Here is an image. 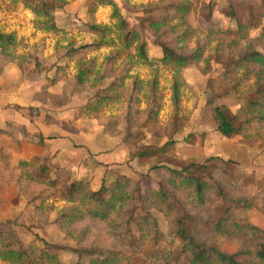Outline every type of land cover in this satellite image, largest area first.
<instances>
[{"label":"rangeland","instance_id":"374dc122","mask_svg":"<svg viewBox=\"0 0 264 264\" xmlns=\"http://www.w3.org/2000/svg\"><path fill=\"white\" fill-rule=\"evenodd\" d=\"M94 1L62 0V5L54 11L57 30L46 31L34 26L38 17L25 8L20 0H0V32L12 33L15 37L14 46L9 50L15 57L6 72L24 82L28 93L40 98L37 101L36 117L48 125L45 129L47 134L69 138L72 136L70 133L75 131L78 133L77 142L83 143L79 147L82 148V156L86 155L85 158L82 157L78 167H73V161L66 155L61 160L59 178H82L87 181L90 189L96 190L102 183L107 185L114 180V172L133 179L147 174L152 186L156 187L158 181H161L181 196L184 190L176 189V184L169 180L163 166L179 168L188 160L222 165V161L230 160L232 172L238 176H232L226 183L229 195H254L257 202L256 207L238 211L235 215L246 218L256 228H264V192L258 190L259 183L264 185V137H255V131L262 126L255 123L248 128L246 135L225 137L217 130L212 111L213 105L223 104L234 114L241 112L245 100L238 91L250 87L255 79L264 78V65L225 73L230 53H237L248 43L260 50L264 47V41L255 39L259 29L252 30L248 38L238 41L232 40L233 36L209 34L206 31L209 27L235 28L234 18L218 10L226 4V0H188L192 4L191 10L185 16L173 17L165 25L157 27V34H154L140 27L136 18L141 12L137 8L160 7L173 16L169 3L180 0H113L128 25L139 30L145 42L148 60L152 62L145 64L135 57L133 48L123 51L116 19L112 16V5L104 2L93 7L91 4ZM252 1L263 5L264 9V2ZM206 2H210L213 9L209 21L202 17L201 9ZM93 23L107 27L108 31L103 38L88 31V26ZM261 23L260 29L264 27V18ZM156 39L182 52H191L204 45L203 58L195 66L179 70L167 67L158 62L163 49ZM96 41L102 45L94 50L81 49L70 58L64 55L69 47L75 48ZM113 53H116V60L110 65L107 57ZM21 55L34 57L40 61L41 68L37 69L27 63L23 69H19L18 57ZM89 62L93 72L90 79L76 86L75 74ZM48 66H52V69L44 71L43 68ZM102 71L105 73L104 78H100ZM175 76L179 83L178 107H175L172 99ZM113 77L120 83L114 90L116 99L103 103L96 112L76 115L75 108L91 101L93 95L107 86ZM52 78L53 82L48 83V79ZM62 92L68 95L58 97ZM154 95L158 98L159 106L156 120L146 125L145 110ZM210 98H213V104L209 103ZM127 112L132 120L129 125ZM127 132L140 136L137 142H132L131 149L123 142ZM167 140L175 142L174 151L167 158L152 156L139 160L133 155L141 146L159 147ZM2 142L9 157V166L3 168V156H0V230L12 227L20 240L26 243L35 241L36 245H41V240H44L70 247L95 244L121 248L102 223L89 219L61 223L57 216L71 204L61 200L53 192L54 189L44 188L32 179L19 176L16 170L19 158L43 152L36 143L33 146L25 138L21 139L18 147L10 140ZM45 144L46 149L53 153L51 144ZM91 146L96 152L89 153ZM50 173L52 178L56 177L54 172ZM95 177L98 178L96 182L93 181ZM235 180L241 182H233ZM214 202L215 199L210 197L203 207L189 208L202 227L195 233L198 239L219 245L227 252L264 243V236L259 231H247L230 239L214 236L207 222L211 218ZM173 213L176 215L177 211ZM152 214L162 233L158 245L164 250L160 258L152 260V264H186L164 256L179 249L181 245L175 235L173 214H167L162 208L152 210ZM112 220L121 221L113 217ZM146 249L148 247L145 245L140 248L142 251ZM60 257L66 262H74L76 259L75 254L67 251H61ZM143 261L141 264L146 263Z\"/></svg>","mask_w":264,"mask_h":264},{"label":"trees","instance_id":"16d2710c","mask_svg":"<svg viewBox=\"0 0 264 264\" xmlns=\"http://www.w3.org/2000/svg\"><path fill=\"white\" fill-rule=\"evenodd\" d=\"M20 2L38 17L34 23L37 29L57 30L54 11L62 5V0H20ZM104 2L113 7L112 16L116 19V29L123 51L133 48L134 55L139 62L152 63L146 55L145 42L141 38L139 30L128 25L113 0H95L91 6L94 7L95 4ZM191 5L188 0L169 3L174 12L173 16L168 15L163 8L143 6L139 10L137 8L141 15H137L136 20L140 27L157 34V27L165 25L173 17L185 16L191 10ZM262 7L263 5L252 0H226V4L220 6L218 10L221 14L234 18L235 28L209 27L206 31L209 34L225 37L233 36L232 40L238 41L248 38L252 30L259 29L255 39L264 41V27L260 29L262 18H264ZM201 10L205 20L212 19L213 9L210 2L204 3ZM88 31L103 38L108 30L105 25L93 23L88 26ZM157 37L159 36L157 35ZM156 41L163 49V54L158 62L175 70L195 66L203 58L204 45L196 47L191 52H182L168 46L167 42L157 39ZM14 42L15 37L12 33L0 32V75L15 57L9 51L14 46ZM100 45H102L101 42L96 41L75 48L69 47L64 55L70 58L81 49L90 51ZM115 60L116 53L107 57L110 65H113ZM18 61L19 69H23L27 63L33 64L37 69L41 68L40 61L34 57L28 58V55H21L18 57ZM254 65H264V47L260 50L252 43H248L242 50L228 55L225 73ZM51 67L48 66L43 70L49 71L52 69ZM92 73L90 62L88 65L80 67L74 76L76 86L86 83ZM104 74L103 71L100 72V78H104ZM117 80L115 77L109 79L108 85L94 94L91 101L76 107V115L81 112L84 114L96 112L103 103L114 101L116 99L114 90L120 84ZM52 82L53 78L48 79V83ZM63 93L58 97L62 98V96L68 95L67 92L62 95ZM238 93L244 98L245 104L241 112L237 114H234L223 104L213 105V118L217 130L225 137L246 135L252 124L260 123L262 127L255 131V137H264V78L255 79L250 87L238 91ZM172 99L175 107H178L179 83L176 76L172 84ZM208 101L213 104V98ZM147 105L144 119L146 125L156 120L159 107L157 96L154 95ZM37 114V107H27V115L30 120L36 118ZM126 119L128 125L132 124L130 115ZM0 134L5 135L17 147L20 146L21 139L25 138L33 146L36 143L43 150L38 154L31 153L29 156L20 157L16 170L20 177L32 179L37 184L43 185L44 188L54 189L53 192L57 193L61 200L71 204L57 216V220L61 223H73L89 219L102 223L109 235L121 245V248L95 244L70 247L41 239L42 244L36 245L35 241L26 243L20 240L12 227H7L5 230H0V262L2 264H141V260L146 262L142 264H152V260L160 258L164 252L158 245L162 239V233L152 214V210L159 208L164 209L169 215L173 214V223L176 227L175 235L181 244L179 249L164 255L167 258L176 262L180 260L186 264H264V243L244 250L227 252L219 245L198 239L195 236L198 229L202 227L197 222L194 212L189 208L203 207L210 197H213L215 202L211 218L207 222L214 236L230 239L243 235L247 231H259L264 236V228H256L246 218L235 215L238 211L256 207L257 202L254 195L241 197L229 195L226 183L232 176H238L236 172H232L230 167L232 161L230 160L222 161V165L208 161L198 163L188 160L182 163L179 168L163 166L169 180L176 184V189L184 190L185 193L181 196L161 181H158L156 187L152 186L147 174L141 178L133 179L118 172H115L116 177L109 184L102 183L98 189L92 190L85 179H71L69 176L64 179L59 178V172L62 170L61 153L59 151L50 153L46 149L44 137L40 132H30L24 126L9 122L7 129L0 130ZM136 135L137 133L127 132L124 139L122 138L128 149L132 148V142H137L140 139V136L136 137ZM252 135L249 134V136ZM174 143L173 140H167L159 147L141 146L133 155L139 160L152 156L167 158V155L174 151ZM0 156H3L1 158L3 168H7L9 157L1 143ZM50 172H54L56 177L52 178ZM19 183L20 180L17 185ZM258 190L264 192V185L259 183ZM173 211H177V214L175 215ZM112 217L121 221H113ZM144 245L148 249L140 250ZM123 247L128 250H124ZM61 251L75 254V261H63L60 257Z\"/></svg>","mask_w":264,"mask_h":264},{"label":"crops","instance_id":"0c3cea01","mask_svg":"<svg viewBox=\"0 0 264 264\" xmlns=\"http://www.w3.org/2000/svg\"><path fill=\"white\" fill-rule=\"evenodd\" d=\"M7 70L8 69L6 67L3 73L0 75V130L7 129V124L11 122L20 126H24V128L28 131L31 130L34 132H40L44 137V142L51 144V151H59L61 153V160L66 155H69L67 158H70V161H73L72 166L78 167L82 157L85 158L86 156H82V148L79 147L83 143L77 142L78 133L75 131L70 133L72 136L69 138L65 136L58 137L56 134L46 133L45 129L48 127V125H46L45 121H40L39 116V118L36 117L37 119L34 118L35 120H30L29 116L27 115V107H38L37 101H40V98L36 97L34 94L28 93V88L24 82H20L19 78L16 76H10L9 73L6 72ZM17 76L19 77V74ZM50 136L56 137L49 138ZM3 140H8V138L5 135L0 134V142ZM93 152H96L94 147H89V153ZM86 154L88 155V153ZM93 179V181L96 182L98 178L95 177Z\"/></svg>","mask_w":264,"mask_h":264}]
</instances>
